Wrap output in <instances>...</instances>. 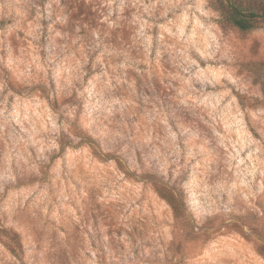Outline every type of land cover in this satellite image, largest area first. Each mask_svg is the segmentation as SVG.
<instances>
[{
  "label": "clouds",
  "instance_id": "obj_1",
  "mask_svg": "<svg viewBox=\"0 0 264 264\" xmlns=\"http://www.w3.org/2000/svg\"><path fill=\"white\" fill-rule=\"evenodd\" d=\"M0 264H264V0H0Z\"/></svg>",
  "mask_w": 264,
  "mask_h": 264
}]
</instances>
